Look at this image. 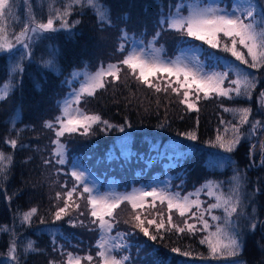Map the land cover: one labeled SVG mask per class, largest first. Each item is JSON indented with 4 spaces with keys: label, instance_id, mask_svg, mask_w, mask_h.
I'll list each match as a JSON object with an SVG mask.
<instances>
[{
    "label": "trees",
    "instance_id": "obj_1",
    "mask_svg": "<svg viewBox=\"0 0 264 264\" xmlns=\"http://www.w3.org/2000/svg\"><path fill=\"white\" fill-rule=\"evenodd\" d=\"M157 3L161 5V0H96L97 7L93 8L86 0L79 3L75 0H33L35 10L42 13L44 20L56 19L57 13L61 17L67 10L72 29L41 40L31 59L21 51L0 54V96L4 97L0 99V152L11 157L10 162L5 160L0 172V264H68L70 257L73 261L79 259L80 264L102 263L97 255L99 247L95 245L100 229L94 232L91 241L93 262L87 259L88 252L81 246L76 199L82 198L85 192L71 171L77 160L105 182L114 179L118 190L128 188L131 191L134 186L152 180L158 170L164 173L166 163L177 179L181 177L188 184L193 179L196 182L191 185L194 190L204 187L203 195L210 199V205L217 203L216 196L220 194L239 200L237 212L230 217V230L241 246L234 256L227 252L211 254L207 242L217 224L224 227L223 207L215 208V216L221 219L210 220L208 228L213 227L210 233L202 228L200 235L194 238L179 236L172 240L170 232H153V227L147 224L150 235L156 239L142 233L146 237L142 241L137 232L127 231L118 220L116 213L124 203L119 205L113 209L110 220L117 233L126 235L127 244L118 254L123 258L125 249L123 254H130L131 260L126 264H150L151 259L155 264H193V260L204 258L209 264L215 258L224 260V264H234L233 258L242 255L244 262L246 258L252 260L245 264H263L264 166L259 169L260 163H253L251 149L254 134L260 123H264V113L258 109L257 102L264 67H250L247 49L237 44V50L245 55L249 64L234 59L233 78L237 79L239 71L254 87L246 95H236L231 91L233 88L227 89L228 95H219L221 98L215 108L205 106L201 110L190 108L187 111L165 100L164 95H150L146 87L137 90L129 85L130 82H124L123 68L118 63L95 65V51L86 47L89 35L94 38L90 40L93 46L97 45L95 22L105 23L104 30L119 29L133 19L131 8L134 13L138 11L135 15L141 21H153V25L160 13L154 11ZM9 4L11 12L6 13L5 21L0 23L6 29V36L17 34L26 14L25 0H9ZM101 11L105 14L103 17ZM256 14L255 21L259 23L264 12L260 10ZM165 19L169 21V16ZM201 43L207 51L212 47L204 41ZM220 50L230 53L221 47ZM109 65L117 66L112 69L116 75H105L104 87L95 89L92 95L86 92L80 102L84 114L98 115L100 121L91 122L87 131L79 127L76 132H65L57 137L56 132L61 128L57 117L67 118L65 102L72 90L70 86H78L98 71L107 72ZM64 86H67L65 90L56 95L57 87ZM244 108L250 109L246 123L241 122V114L236 111ZM48 123L53 126L47 127ZM234 127L239 129L238 133L233 132ZM189 134L195 139H190ZM236 135L239 142L232 151L218 146L217 136L231 140ZM12 140L16 141L15 147L10 143ZM101 158L114 164V169H97ZM61 159L63 163L59 162ZM115 164L121 165L122 172L115 171ZM155 167L157 170H153ZM56 175L62 177L60 185L55 182ZM70 191L71 198L67 195ZM259 192L263 196L257 199ZM252 194L254 203L249 198ZM154 201V198H146L144 203L137 201L135 209L146 208ZM65 204V213L57 219L55 212ZM253 205H256L255 214L249 216L258 221V229L251 230L249 222L242 229L241 221L246 218L243 209L251 206L253 210ZM32 209L37 211L25 220V214ZM86 212L92 219L88 207ZM13 244L15 259L10 252ZM143 248L147 256L142 254Z\"/></svg>",
    "mask_w": 264,
    "mask_h": 264
},
{
    "label": "rangeland",
    "instance_id": "obj_2",
    "mask_svg": "<svg viewBox=\"0 0 264 264\" xmlns=\"http://www.w3.org/2000/svg\"><path fill=\"white\" fill-rule=\"evenodd\" d=\"M25 1L26 14L20 30L15 35L9 34L7 36L8 41L12 44V48L10 50H0V54H9L11 52L21 51L24 52V54H26L29 59H31L33 50L39 44V42H41V40H49L55 35H58L62 32H68L70 29H72L71 20L68 19V16L61 15L60 18L54 19V28L56 29L55 31H38L36 33L29 31L27 33V37H21L20 42H17L15 37L19 35L25 25L34 27L36 23H43L47 21L43 19L41 12H37V10H35L33 6V0ZM139 3L140 2L137 1L135 4L138 5ZM154 6V11H160V13H158L157 22H154L153 25H151L153 21L151 23L141 21L138 15H135L138 11L134 13V8H131L130 10V14L133 15V19L127 20L122 26L119 27V29L114 28L113 30H104L102 28L105 26V23L100 22L98 24L95 22V28H97L96 30L98 31V34H95L96 38L94 41H96L97 45L93 46V41L90 42V40L94 39L90 35L88 38H86L87 40L85 42L86 45L88 44L86 47H92L95 51V65L106 62L118 63L123 68L122 79L124 82H130L129 85L136 88L137 90L146 87L150 95H164L165 100L171 104H175V106L179 107L181 110L185 109L188 111V109H190L188 106L189 104L192 105V109L198 108L201 110L205 108V106L215 108L218 104V101H220V94H217V92L214 91H207L206 96L205 91H203L204 93H202V91L199 92V80L207 76H211L214 73H228L220 87L225 90L235 87V85L231 83L232 80H235L233 78L235 58L230 53L227 54L225 52H220V47L223 49L225 44L231 46V38L225 37L223 33L218 34V47L216 48L209 46V51H207L204 47H202L201 40L187 36L183 30H177L173 27H170V21L171 19L177 18L178 16L187 17L191 8L199 6L213 7L224 10L228 13H232L235 10V15L240 16L241 19L245 20V23H248L249 18H246V11L249 9V7L254 8V16L255 20H257V15L259 13L256 14V12L260 10L264 12V0H161V5L157 3ZM143 16H145V14H143ZM167 16H169V21L165 19ZM262 20H264V17ZM64 22H66L67 27L61 26ZM128 44L130 47L128 46V51L125 53V49ZM25 45H27V47H25ZM47 48H49V46H47ZM131 52H143L144 58L150 63L161 62L168 65L175 63L180 67H187L188 70L197 75V82H193L192 78L189 77L188 82L184 85V87H180L178 81H184L183 75L177 77L176 75H169L168 73L162 71L149 73L146 70L145 76L147 77L148 83H145L142 78H139V68L133 72L130 68H128L127 65L121 63L122 60L125 59V57ZM261 66L264 67V65ZM263 77V80L258 84L257 102L258 109L264 113V95H262V93H264ZM88 79L89 76L82 80L78 86H70L72 90L67 94L68 97L65 102L66 117L69 113L73 116H75L78 112L83 113L80 102L83 96H85L86 91H82V88L86 85ZM150 84L153 86L150 87ZM66 87L67 86H64V88L57 87L56 95L59 92L62 93ZM157 88H159L160 91H157ZM173 88H177L178 91L174 92L172 90ZM185 91L188 92V97L186 100L183 95ZM77 97H79L78 102ZM181 101L185 102L182 103ZM257 130L258 131L256 134H254V145L251 149V152L253 163H260L258 168L262 169L264 166V123H260ZM113 165L114 164L110 165L109 160L107 161L101 158L97 165V169H106L111 171L114 169ZM115 166V171L122 172L123 168L121 165L115 164ZM169 168L170 166H167L165 163V168L163 169L164 173H162V170H158V175L156 174L152 180L144 182L137 187L134 186L135 188L129 191L128 188L118 190L117 182L114 179L105 182L99 177H96L95 174L87 170L85 165L82 164L80 160H77L73 163L71 168L72 173L77 172L82 174V180H77L74 177L76 181L80 182L84 188L88 187L92 190L91 193L87 194L85 192L82 198L76 199V203H78L76 208L77 220L80 224L79 233L82 239L81 246L88 252V256L93 257V260H95L90 247L92 246L91 241L93 239L94 232L96 230L99 231V229L100 233L96 238L97 240L95 245L99 247L101 238L103 237L108 242L107 247L110 250L109 254L115 256L117 259H122L118 256L119 250L120 248L124 247L125 244H127L126 235L124 236L123 233H117L116 230H114L115 228L113 227L114 225L112 224L113 222L110 220V217L105 216V220L112 224L110 231H105L102 229L100 227V221L96 217L92 216V219L89 218L88 213L86 212L87 207L91 212L93 210L92 205L88 202L89 196L93 198H114L124 197L134 193L139 194L140 192H152L155 190L158 194L162 193L168 196H173L179 199L181 202H183L185 197L188 198L190 207L185 210L184 215H181L180 211L175 207L169 210L167 200L161 202L159 196H147L144 197L143 200H138V203H144L146 198H154V204L150 203L146 208L140 207V209L131 210L128 201L120 203V205L124 203V206L118 211V213H116L118 220L123 223L127 231L137 232L139 238L142 241L146 237L142 234L143 232H141L140 229L136 227L137 221L133 219V217L136 215H139L144 221V227H147V221L154 220L155 223L150 225L153 227V232L158 231L157 224L163 221L164 226L159 228V230L166 231L167 233L170 232L172 240L178 239L179 236H182V238L185 237L187 239H189V237L194 238L195 236L200 235V229L202 228L204 229L203 231L205 233L206 231L210 233L211 230H213V227L211 229H205L201 220V216H203V219L207 220L208 225H210L212 222L210 220L212 219V216H215L216 213L215 209H212L210 212L207 211L210 205V199L203 195L204 192L202 190H204V187L194 190V188L191 187V185L196 183L193 179H191V184H188V181L185 183L183 178L181 179L180 176V179H177L174 172H172ZM155 169L157 170V167H155L153 170ZM56 177L57 178L55 182L60 185L62 177L57 175ZM262 196L263 193L259 192L256 198L260 199ZM249 198L251 199L250 202L254 203V195H250ZM192 202H196V204H193ZM158 203L160 204L158 205ZM250 207H246V209L249 211L243 209V213L247 219H242L241 228L243 229L244 225H248L249 222L251 230L256 231L259 225L258 221H256L255 217L249 216L251 213L254 216L256 205H253V210H250ZM169 217H171V222H169ZM188 225H192L193 227L189 229ZM253 225H255V227H253ZM177 226L179 228H183L184 231H177ZM215 231L216 229H214L212 232ZM137 241L140 242L138 238ZM190 241L191 243L194 242V244H196L195 241ZM99 251H101L100 248L98 249V252ZM123 252L126 253V249L123 250ZM123 252V258L127 257V260L124 261V264H126L127 261L131 260V257L129 256L130 254L125 255ZM240 252L241 253H239V255L242 254V251ZM142 254L147 256V254H145L144 248ZM11 255L13 256L14 254L12 253ZM235 258H233L235 262H233L234 264H243V255L240 257L236 256ZM247 259L248 258H246L244 264L247 261H249V263L252 261ZM261 259L264 264V256L263 258L261 257ZM208 261L209 260L206 258L201 260H193V264H204ZM224 262V260L216 258L215 260L212 259L211 261L212 264H224ZM149 263L155 264V261L151 259L149 260ZM207 264H209V262Z\"/></svg>",
    "mask_w": 264,
    "mask_h": 264
},
{
    "label": "snow or ice",
    "instance_id": "obj_3",
    "mask_svg": "<svg viewBox=\"0 0 264 264\" xmlns=\"http://www.w3.org/2000/svg\"><path fill=\"white\" fill-rule=\"evenodd\" d=\"M75 2L79 3L80 0H75ZM89 6L96 8V0H86ZM11 12V5L9 4V0H0V23L5 21L6 13ZM67 10L64 11L63 15H67ZM101 16L103 17L105 14L101 11ZM246 18H249V22L245 23L244 19H241L240 16L235 15V10L232 13H228L224 10H220L213 7H193L190 9L189 15L187 17L178 16L177 18H173L170 21V27H173L177 30H183L185 34L189 37H193L197 40L204 41L208 43L212 47H217V37L218 34L223 33L225 37L231 38V47L227 44L224 45V50L230 52L236 60L240 61L244 64H249V61L245 59V55L237 50V44L243 46V48L247 49V56L251 57L250 67L256 68L258 66L264 65V20L257 23L255 21L254 16V8L249 7V9L245 13ZM60 18V14L57 13V17ZM34 21V17H33ZM62 27H67L66 22L62 23ZM54 28V18L50 17L46 22L36 23L34 27L30 25H25L23 30L17 35L16 41L20 42L21 37H27V33L29 31L36 33L38 31H55ZM6 29L3 26H0V50H10L12 48V44L8 41L7 36L5 35ZM27 47V45H25ZM124 65H127L133 72L139 68V78H142L145 83H148L147 77L145 76V71L147 70L149 73L155 72H166L169 75H176L179 77L180 75L184 76V81L178 83L180 87H184V85L188 82V78L191 77L193 82H197V75L187 67H180L177 64L173 63L172 65L164 64L161 62H149L144 58V53L140 52H131L129 53L125 59L122 60ZM116 65H109L108 71L105 72L103 70L96 72L91 75L86 82V85L82 88V91H86L89 95H92L97 88L104 87L103 77L105 75L115 76L116 73L112 71V69L116 68ZM118 70V69H117ZM228 73H214L211 76H207L199 80V89L201 91H205V95L207 96V91L218 92L220 95H228L229 90L222 89L220 87L223 84L224 79L227 77ZM231 83L235 85L231 91H234L236 95L248 94L249 90L254 87V84L248 79V77L239 71H237V79L232 80ZM150 87L153 85H149ZM160 91L159 88L156 89ZM174 92L178 91L177 88L172 89ZM185 100L188 97V92L185 91L183 93ZM264 95V93H262ZM3 96H0V99H3ZM79 101V97H77V102ZM182 103L185 101H181ZM190 108L191 104L188 105ZM225 111H230V109H225ZM241 114V122L246 123L248 120V115L250 113V109L244 108L236 110ZM58 123H60L61 128L56 132L57 137L63 136L65 132L73 133L78 130L79 127H84L85 131H87L88 127H90L91 122L100 121V117L98 115H86L82 112H78L75 116L72 114H67V118L63 119L57 117ZM107 123V121H104ZM47 127H52L51 123L46 124ZM233 132L238 133V128H233ZM190 139H195L194 135L189 134ZM217 141L219 142V147L225 148L226 151H232L235 144L239 142V136H234L231 140H225L222 136H217ZM11 145L15 147L16 141H10ZM59 143V141H56ZM59 154V153H58ZM5 160L8 162L11 161V157H5V155L0 152V172L3 171L2 165ZM63 163V159L59 161ZM73 176L77 180H82V174L73 172ZM91 189L88 187L84 188V192L91 193ZM211 194V192H210ZM59 196V194H57ZM68 197L71 198L72 192H68ZM159 196L161 202L167 200L168 208L171 210L173 207L177 208L180 211L181 215H184V212L187 208L190 207L188 203V198L185 197L183 202L179 199L168 196L165 194H158L155 190L152 192H140L139 194H132L124 197H114V198H93L89 196V204L92 205L93 210L91 215L96 217L100 221V227L105 231H110L112 228V224L105 220V216L111 217L113 215V209L118 207L120 203L124 201H128L132 208L135 209L137 207V201L143 200L144 197ZM217 203L209 205L207 211H211L215 208H224L225 217H224V227H221L220 224L216 225V231L211 232L208 238V245L211 254L216 255L221 252H227L229 255H236L237 250L240 245L238 242L237 236L230 230V217L233 213L237 212V208L239 205V200L234 196H225L223 194L216 196ZM111 201V202H110ZM175 201V202H174ZM196 204V202H192ZM198 206V205H197ZM67 208V204L65 207L59 208L55 212V216L57 219L61 218V214L65 213ZM37 210L32 209L29 213H26L24 219L27 220L32 214H34ZM136 223V227L140 229L141 232L145 236H149L150 239L155 240L156 236L150 235L147 227H144V221L140 218L139 215L133 217ZM213 220L219 221L221 218L218 216H212ZM202 223L204 228L207 229L209 227L208 221L203 219L201 216ZM169 222H171V217H169ZM148 224H154V220L147 221ZM164 226L163 221L157 224V230ZM189 229L193 226L188 225ZM255 227V225H253ZM177 231L183 232V228H179L177 226ZM205 241H201L204 243ZM107 240L103 237L101 238V242L99 244V248L101 251L97 253L98 256L101 257L102 264H124V261L127 260V257L122 259H117L115 256L109 254V249L107 247ZM173 251H179V249H173ZM11 253H15V245L10 249ZM187 254V253H185ZM13 259L15 256L13 255ZM89 261L92 260V257H87ZM68 264H80L79 259L73 261L70 257Z\"/></svg>",
    "mask_w": 264,
    "mask_h": 264
}]
</instances>
